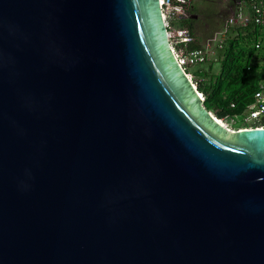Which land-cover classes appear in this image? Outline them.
<instances>
[{
    "label": "water",
    "instance_id": "95a60500",
    "mask_svg": "<svg viewBox=\"0 0 264 264\" xmlns=\"http://www.w3.org/2000/svg\"><path fill=\"white\" fill-rule=\"evenodd\" d=\"M204 101L160 0H0V264H264V126Z\"/></svg>",
    "mask_w": 264,
    "mask_h": 264
},
{
    "label": "rangeland",
    "instance_id": "374dc122",
    "mask_svg": "<svg viewBox=\"0 0 264 264\" xmlns=\"http://www.w3.org/2000/svg\"><path fill=\"white\" fill-rule=\"evenodd\" d=\"M236 6V0H194L192 12L197 17L192 18V25L197 41L204 45L207 39L221 31ZM253 44L254 35H244L235 26L231 33L218 35V40L210 43L205 65L187 68L195 85L200 86L198 91L203 94L207 108L234 129L256 124L245 122L243 111H232L227 106L231 98L248 93L264 77V55L256 56L251 51ZM236 87L239 90L236 91Z\"/></svg>",
    "mask_w": 264,
    "mask_h": 264
},
{
    "label": "built area",
    "instance_id": "2783aa9c",
    "mask_svg": "<svg viewBox=\"0 0 264 264\" xmlns=\"http://www.w3.org/2000/svg\"><path fill=\"white\" fill-rule=\"evenodd\" d=\"M160 4L173 49L186 71L189 67L200 68L205 65L208 61L210 43L218 40V35L231 33L235 26L239 27L244 35L248 34L249 29H257L253 44L255 55L259 53L264 55V0H236L237 6L227 17L224 28L214 37L207 39L204 45L195 48H189V44L195 40L194 35L188 26L182 24L193 18L194 0H160ZM222 42L221 39V46ZM189 76L191 77L190 74ZM230 105L232 108L236 107L235 102H231ZM243 120L256 124L240 128L264 126V81H260L253 101L243 110Z\"/></svg>",
    "mask_w": 264,
    "mask_h": 264
},
{
    "label": "trees",
    "instance_id": "16d2710c",
    "mask_svg": "<svg viewBox=\"0 0 264 264\" xmlns=\"http://www.w3.org/2000/svg\"><path fill=\"white\" fill-rule=\"evenodd\" d=\"M192 20L193 19L184 21V22H182V24L188 26L190 28L192 34L194 35ZM256 32H257V29L256 30L255 29H249L248 30V34L250 33V34L254 35V33H256ZM240 33H242L241 30H240ZM200 46H201V44L197 41L196 37H195V40L189 44V48H195V47H200ZM251 51L256 53L255 52V47H253V45H252V50ZM260 81H264V77L262 79H260ZM260 81H259V83H260ZM259 83L256 84L255 86H253L248 93L244 94V92H243L240 96L231 98L227 102V106L229 107V110H232V111H235V110L236 111H243L246 108V106L253 101L254 93L258 89ZM235 84H236V82H235ZM198 87L200 88V86H198ZM235 90L237 91V90H239V88L236 87ZM231 102H235L236 107L232 108L231 105H230ZM217 114L219 116L223 115V113H221V114L217 113Z\"/></svg>",
    "mask_w": 264,
    "mask_h": 264
},
{
    "label": "bare ground",
    "instance_id": "6f19581e",
    "mask_svg": "<svg viewBox=\"0 0 264 264\" xmlns=\"http://www.w3.org/2000/svg\"><path fill=\"white\" fill-rule=\"evenodd\" d=\"M200 94L203 96V94L200 92ZM204 97V96H203ZM217 117V116H216ZM217 119L222 122L224 125L229 126L223 119H220L219 117H217ZM230 127V126H229ZM231 128V127H230Z\"/></svg>",
    "mask_w": 264,
    "mask_h": 264
},
{
    "label": "crops",
    "instance_id": "0c3cea01",
    "mask_svg": "<svg viewBox=\"0 0 264 264\" xmlns=\"http://www.w3.org/2000/svg\"><path fill=\"white\" fill-rule=\"evenodd\" d=\"M197 17V15H193V18H196Z\"/></svg>",
    "mask_w": 264,
    "mask_h": 264
}]
</instances>
